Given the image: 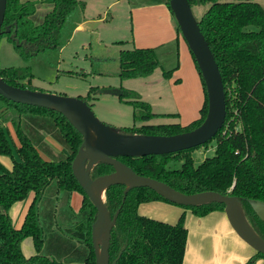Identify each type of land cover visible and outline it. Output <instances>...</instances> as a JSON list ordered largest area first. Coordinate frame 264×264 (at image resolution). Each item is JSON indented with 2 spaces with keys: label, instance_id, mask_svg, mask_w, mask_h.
<instances>
[{
  "label": "trees",
  "instance_id": "1",
  "mask_svg": "<svg viewBox=\"0 0 264 264\" xmlns=\"http://www.w3.org/2000/svg\"><path fill=\"white\" fill-rule=\"evenodd\" d=\"M45 1L53 8L41 23L35 24L31 17L36 12V1L7 0L0 37L7 36L24 58L47 49L62 48L65 44L63 29L68 17L76 9L84 11L87 4L86 0ZM189 1L192 7L208 6L198 22L215 55L224 83L227 114L223 127L215 135L216 153L198 165H195L191 153L193 148L169 154L118 158L139 175L164 181L183 193L213 190L236 195L250 224L264 238V219L249 202V199L264 201V7L255 0ZM166 4L170 8L169 0ZM6 27L9 32L5 31ZM119 58L122 79L146 76L163 66L156 47L124 49ZM195 63L205 93L198 118L186 125L134 123L121 127L120 131L173 135L198 127L206 117L208 98L196 60ZM164 74L170 76L171 72L164 71ZM31 75L28 67H0V76L7 83L37 89L30 84ZM111 92L121 101L133 105L135 121L172 115L155 113L152 105L142 100L136 90L120 87ZM4 107L14 115L12 123L20 141L17 148L20 158L14 154L8 135L6 117L2 114ZM226 128L227 132L223 134ZM47 136L61 146L59 152H54ZM82 141V134L59 111L18 103L0 94V154L13 160L12 169L0 162V264H96L92 224L96 220L97 208L72 169ZM41 152L50 159H45ZM173 161H183L182 166L168 167ZM113 170V165L99 161L90 175L96 178ZM58 190L82 193L79 211L75 212L66 205L56 211L53 196ZM32 192L34 198L24 222L16 228L9 210L15 202L24 200ZM156 200L176 204L146 186L127 188L125 184H114L107 187L104 201L111 218L119 210L111 232L110 262L117 259L116 264H183L188 239L185 216L172 224L139 213L140 204ZM177 205L198 216L225 210L222 202ZM75 223L79 224L68 229L69 236L55 227V224L72 226ZM28 236L33 238L37 251L30 257L24 255L21 247L22 240ZM259 260L264 264V254L256 251L243 264H257Z\"/></svg>",
  "mask_w": 264,
  "mask_h": 264
},
{
  "label": "rangeland",
  "instance_id": "2",
  "mask_svg": "<svg viewBox=\"0 0 264 264\" xmlns=\"http://www.w3.org/2000/svg\"><path fill=\"white\" fill-rule=\"evenodd\" d=\"M34 1L37 2V9L31 18L35 24H39L52 5L45 0ZM162 1L86 0L84 11L76 9L68 17L63 29L65 44L60 49H47L36 56L24 58L7 36L0 37V67H28L32 73V86L43 91L86 99L97 117L115 128L131 126L134 123L187 124L200 116L205 93L187 41L171 9L173 20L169 19L171 16L166 15L167 7H161ZM255 1L264 7V0ZM207 7H192L197 19ZM79 21H83V26L74 28ZM170 33L175 36L164 37L163 43L159 35ZM133 47H156L163 66L157 67L146 76L122 79L119 76L121 50ZM164 71H170V76H166ZM27 81L28 79L25 82ZM120 87L139 92L141 99L150 102L154 111L172 115L158 116L148 121H135L133 105L121 101L117 94L111 92ZM2 111L6 117L5 125L14 154L20 158L17 154L20 141L12 123L14 115L5 107ZM237 128L240 129V125ZM55 146V151L59 152L61 146L57 142ZM216 146L217 139L214 136L208 143L193 148L191 153L195 165L206 157L214 156ZM9 161L13 162L10 156L0 154L1 163L10 164ZM182 163L183 161H173L168 163V167L180 168ZM54 198L56 199V195ZM26 203V199L17 201L9 210L15 227L19 226V210H22ZM150 214L170 221L174 217L173 213L165 208L151 211ZM30 241L32 247L25 251L27 253L35 249L34 241L31 238Z\"/></svg>",
  "mask_w": 264,
  "mask_h": 264
},
{
  "label": "water",
  "instance_id": "3",
  "mask_svg": "<svg viewBox=\"0 0 264 264\" xmlns=\"http://www.w3.org/2000/svg\"><path fill=\"white\" fill-rule=\"evenodd\" d=\"M170 8L179 28L198 64L205 82L208 109L204 121L195 129L173 135L123 133L100 120L91 105L80 97L66 96L40 89H30L7 83L0 76V94L12 101L39 107L52 108L62 113L82 134V144L72 162L73 174L97 208L96 220L92 224V242L96 264L110 262V240L112 228L119 210L111 218L105 204L108 186L125 184L127 188L146 186L176 204L196 206L209 202L225 204V213L232 228L256 251L264 254V238L252 227L245 215L240 199L233 194H222L207 190L183 193L168 183L139 175L118 156H145L169 154L195 148L208 143L223 127L227 109L224 83L215 55L204 36L189 0H169ZM7 0H0V34L5 17ZM9 27L5 31L9 32ZM103 161L113 165L110 173L92 178L93 166ZM104 190L103 197L99 196ZM255 211L264 219V201L249 199Z\"/></svg>",
  "mask_w": 264,
  "mask_h": 264
},
{
  "label": "crops",
  "instance_id": "4",
  "mask_svg": "<svg viewBox=\"0 0 264 264\" xmlns=\"http://www.w3.org/2000/svg\"><path fill=\"white\" fill-rule=\"evenodd\" d=\"M21 1L24 2L26 0H21ZM160 5L161 7L166 6L167 11H165V13L168 17L171 16L170 13L172 11L170 12V8L168 7V5H166V0H163ZM169 19L173 20V16L169 17ZM83 21L85 22V20ZM83 21L76 28L82 27ZM169 35L170 38H173L175 36L173 35V33H170L163 35L161 34L159 35V37L162 39L163 42L165 41L164 37H168ZM152 109L154 111L153 106ZM154 112L160 113L157 111ZM175 114H179V113H175ZM181 124L186 125L183 123ZM46 140L49 142L54 152H56L55 151L56 141L49 136L46 137ZM41 154L45 159L48 160L50 159L49 156H47L46 154H43L42 152ZM9 162L11 163L10 164L6 162H2V163L7 168L12 169L13 162L12 161ZM33 198H34V192L30 193L25 198L27 200V203L23 205L22 210L21 209L19 210L18 213L19 226L16 228H20L22 226L27 211L33 201ZM39 202L40 200L37 202V206L39 205ZM82 202H83L82 193L78 191H73V192H65L63 194L60 190H58L56 194V211L61 206L66 205L70 207L73 211L77 212L81 208ZM164 208L165 210H169L170 212L173 213L174 217L171 221L165 220L164 218H157L153 216V214H150L151 211L163 210ZM138 210L139 213L142 215L159 220L163 219V221L172 224L177 223L182 214L185 215L186 227L188 228V239H187L183 264H243L256 252V250L252 248L246 241H244L232 228L230 222L228 221L225 211L214 210L204 216H198L195 215L190 209L181 207L179 205H174L173 203H169V202L165 203L161 200L144 202L139 205ZM64 219L67 218L65 217ZM78 224L79 223H75L72 226H65V225L59 226L58 224H55V227L60 229L66 236H69L68 229L70 227L72 228L76 227ZM43 237L46 238L47 235L44 234ZM30 238L33 241V238L31 236H28L24 238L21 243L22 251L26 257H30L37 253L35 246L33 247L35 248L33 251H30L29 253L25 252L26 250H29L32 247V242L30 241ZM262 262H263L262 260H259L257 264H262Z\"/></svg>",
  "mask_w": 264,
  "mask_h": 264
},
{
  "label": "bare ground",
  "instance_id": "5",
  "mask_svg": "<svg viewBox=\"0 0 264 264\" xmlns=\"http://www.w3.org/2000/svg\"><path fill=\"white\" fill-rule=\"evenodd\" d=\"M103 195H104V190H101L100 193H99V196L103 197Z\"/></svg>",
  "mask_w": 264,
  "mask_h": 264
},
{
  "label": "built area",
  "instance_id": "6",
  "mask_svg": "<svg viewBox=\"0 0 264 264\" xmlns=\"http://www.w3.org/2000/svg\"><path fill=\"white\" fill-rule=\"evenodd\" d=\"M227 132V128L223 130V134H225Z\"/></svg>",
  "mask_w": 264,
  "mask_h": 264
}]
</instances>
